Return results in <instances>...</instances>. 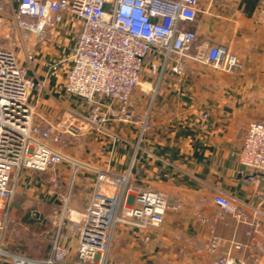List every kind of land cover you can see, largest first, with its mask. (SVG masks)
I'll use <instances>...</instances> for the list:
<instances>
[{
    "label": "crops",
    "instance_id": "0c3cea01",
    "mask_svg": "<svg viewBox=\"0 0 264 264\" xmlns=\"http://www.w3.org/2000/svg\"><path fill=\"white\" fill-rule=\"evenodd\" d=\"M18 5L19 0H3L7 13H0V35L10 32L8 14ZM210 8L217 18L193 28L199 35L196 46H228L237 59L235 68L229 71L188 60L180 74L175 61L163 68L160 61L149 58L132 96L134 123H108L104 133L85 126L70 144H53L79 162L129 172L128 206L137 193L148 190L181 206L166 213L160 228L146 233L148 242L135 230L118 228L109 252L110 264H212L214 257L207 249L212 229L216 236L243 245L241 250H233L235 258L250 262L258 257L264 264V173L246 169L237 157L249 123L264 120V0H213ZM81 30L79 20L63 13L49 28L46 43L38 42L33 33L27 41L36 60L29 73L42 87L32 101L39 103V114L52 124L86 114L84 104L64 92ZM203 114L208 115L206 120ZM60 137L64 139L63 134ZM69 176L70 168H62L60 195L66 191ZM26 188L42 193L43 204L50 199L49 203L59 206L60 196L48 194L47 174L23 171L17 195ZM217 196L243 207L250 218L253 209H258L262 232L249 237L246 225H238L231 215L221 216ZM80 200L74 203L79 210L84 206ZM44 227L49 229V245L42 257L10 254L47 258L53 227ZM0 264L13 263L8 259Z\"/></svg>",
    "mask_w": 264,
    "mask_h": 264
},
{
    "label": "built area",
    "instance_id": "2783aa9c",
    "mask_svg": "<svg viewBox=\"0 0 264 264\" xmlns=\"http://www.w3.org/2000/svg\"><path fill=\"white\" fill-rule=\"evenodd\" d=\"M212 1L19 0L13 19L15 41L24 55L11 46H0V262L110 264L109 252L118 228L135 230L148 242L146 233L160 228L168 211L181 209L164 195L149 190L137 193L133 205L128 206L129 172L79 162L53 144L62 134L79 138L85 126L104 133L108 123H134L132 96L149 58L160 61L163 68L175 61L180 74L188 60L229 71L235 68L237 59L228 46H196L199 35L193 28L209 25L217 18L210 8ZM3 10L0 0V13ZM63 13L82 23L64 92L68 98L81 101L86 114L52 124L39 114V103L32 101L42 87L29 73L36 60L27 41L33 33L38 42L46 43L49 28ZM152 68L155 70V65ZM202 118L206 120L208 115ZM143 126L146 128V122ZM237 157L246 169L264 173V120L249 123ZM66 166L70 176L66 191L60 195L61 170ZM23 171L47 174L48 194L60 196V206L52 213H31L37 224L53 227L51 249L42 260L12 255L4 248ZM77 200L84 203L83 209L74 206ZM215 203L222 210L221 216L231 215L238 225H246L249 237L262 232L258 209H253L250 218L229 198L217 196ZM211 234L207 249L214 257L212 264H262L258 257L250 262L235 258L233 250H241L243 245L216 236L213 229ZM225 246L228 250L221 251Z\"/></svg>",
    "mask_w": 264,
    "mask_h": 264
},
{
    "label": "rangeland",
    "instance_id": "374dc122",
    "mask_svg": "<svg viewBox=\"0 0 264 264\" xmlns=\"http://www.w3.org/2000/svg\"><path fill=\"white\" fill-rule=\"evenodd\" d=\"M4 10L1 13H5ZM7 13V12H6ZM11 16L12 26H10L9 33H3L0 35V46L14 48L20 55H24V51L16 44V28L13 19V13H9ZM8 30V28H7ZM9 37H8V36ZM64 139L59 138L56 144H70L73 141V137L67 134H63ZM75 140V139H74ZM69 155V154H68ZM67 155V156H68ZM71 157V155H69ZM72 158V157H71ZM42 200H45V196L42 193H32L30 189L26 188L20 192L14 201L13 213L11 215L12 222L9 225L4 238V248L9 253L21 252L22 254L40 256L42 257L44 251L48 248L49 241L47 239V232L49 229L41 226L31 218V213L35 210H39L43 214H50L57 209L56 204L49 203L43 204Z\"/></svg>",
    "mask_w": 264,
    "mask_h": 264
}]
</instances>
